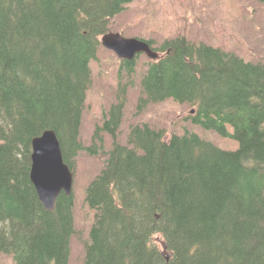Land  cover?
I'll return each mask as SVG.
<instances>
[{
    "label": "trees",
    "instance_id": "1",
    "mask_svg": "<svg viewBox=\"0 0 264 264\" xmlns=\"http://www.w3.org/2000/svg\"><path fill=\"white\" fill-rule=\"evenodd\" d=\"M134 1L0 0V254L14 264H69L73 200L61 194L55 211L39 201L32 141L55 131L70 166L94 153L79 139L91 65L110 20ZM167 49L148 65L138 99L125 89L102 110L97 132L116 142L87 192L94 224L84 264H264V62L184 38ZM124 64L133 75L136 62ZM168 99L197 105L196 122L238 147L166 139L138 123Z\"/></svg>",
    "mask_w": 264,
    "mask_h": 264
},
{
    "label": "rangeland",
    "instance_id": "2",
    "mask_svg": "<svg viewBox=\"0 0 264 264\" xmlns=\"http://www.w3.org/2000/svg\"><path fill=\"white\" fill-rule=\"evenodd\" d=\"M115 19L118 21L116 24L112 23V30L125 29L127 35H134L138 31L147 32L152 25L156 30L164 27L162 32H156L164 35L182 33L194 42L202 40L214 45L223 43L228 49L239 52L246 59L264 61V5L254 0H138L128 7L124 15ZM125 23H131L134 27L121 28ZM254 56L260 58H249ZM99 58L101 59L99 65L93 66L94 83L88 93L82 128V139L85 143L90 142L95 126L102 120V110H107L115 103L112 99L116 92L114 76L115 71L119 69L118 60L107 51H100ZM145 62L143 58L140 61L141 65ZM136 94L138 95V91ZM189 110L190 107L187 106L164 102L157 107H150L148 111L151 122L161 125L160 128L166 129L167 134L172 135L175 130L172 124H176L178 118H183L184 113ZM126 117L128 123L124 124L121 131L122 140L133 122L129 120L131 112ZM184 128L183 126L179 133H182ZM196 128L201 130L199 127ZM191 130L196 131L193 127ZM208 134L211 133L205 132V137L203 135L202 137H209ZM219 138L224 144H233V148H226L216 143L221 148L235 150L238 147L235 141ZM102 165L101 157L93 158L83 153L78 159L74 184L77 230L71 239L69 264H84L85 244L90 240L88 228L92 216L87 213V208L80 200L84 188L101 171ZM0 264L14 263L11 256L1 255Z\"/></svg>",
    "mask_w": 264,
    "mask_h": 264
},
{
    "label": "water",
    "instance_id": "3",
    "mask_svg": "<svg viewBox=\"0 0 264 264\" xmlns=\"http://www.w3.org/2000/svg\"><path fill=\"white\" fill-rule=\"evenodd\" d=\"M103 45L120 58L130 59L135 53L142 51L154 57L146 44L135 39H124L119 35L104 37ZM32 147L31 180L46 209L50 210L62 189L70 192L72 174L64 163L60 143L53 132H45L42 138H35Z\"/></svg>",
    "mask_w": 264,
    "mask_h": 264
},
{
    "label": "bare ground",
    "instance_id": "4",
    "mask_svg": "<svg viewBox=\"0 0 264 264\" xmlns=\"http://www.w3.org/2000/svg\"><path fill=\"white\" fill-rule=\"evenodd\" d=\"M35 77V76H34ZM28 82V81H27ZM29 85V84H28ZM2 92V91H1ZM3 93V92H2ZM23 93V92H22ZM25 96V95H24ZM4 98V97H3ZM17 108V107H16ZM12 111V110H11ZM22 111V110H21ZM4 112V111H3ZM16 116V115H15ZM8 118V117H7ZM10 118V117H9ZM1 120V119H0ZM6 123V122H5ZM21 123V122H20ZM13 125V124H12ZM7 127V126H6ZM18 129V128H17ZM44 134V133H43ZM43 134L41 135V136H39V137H36L37 139H40V138H42L43 137ZM35 139V138H34ZM33 139V140H34ZM33 142V141H32ZM43 204V203H42ZM44 205V204H43ZM44 207H45V205H44ZM45 209H46V207H45ZM47 210V209H46ZM48 211V210H47ZM50 211H52V210H50ZM157 238V237H156ZM149 240V239H148ZM164 250V249H163Z\"/></svg>",
    "mask_w": 264,
    "mask_h": 264
}]
</instances>
